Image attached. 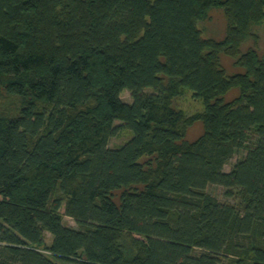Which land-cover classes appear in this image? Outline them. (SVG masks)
<instances>
[{"label": "trees", "instance_id": "trees-1", "mask_svg": "<svg viewBox=\"0 0 264 264\" xmlns=\"http://www.w3.org/2000/svg\"><path fill=\"white\" fill-rule=\"evenodd\" d=\"M212 8L219 41L198 26ZM256 26L264 0H0V264H264ZM116 121L132 134L110 148Z\"/></svg>", "mask_w": 264, "mask_h": 264}, {"label": "rangeland", "instance_id": "rangeland-1", "mask_svg": "<svg viewBox=\"0 0 264 264\" xmlns=\"http://www.w3.org/2000/svg\"><path fill=\"white\" fill-rule=\"evenodd\" d=\"M199 29L202 32V36L204 38H212L214 40H222L227 31V20L225 14L221 8H212L208 11L207 16L204 20L199 22ZM254 32L258 38V46L261 50L264 49V26H256L254 27ZM253 44V40H249L246 42L245 46H243V51L249 46ZM221 64L225 69L226 73L231 75L234 73L242 72V68L235 64V60L227 55L221 54ZM149 91V90H148ZM150 92V91H149ZM239 94L237 89H232L225 96V101H230L235 98ZM121 98L125 102H131L130 93L125 90L121 93ZM175 104L178 108L183 110L186 114L191 115L198 111L203 110V105L201 101L196 100L192 97V94L185 90V92L175 100ZM121 122L116 121L115 125H118L119 128L116 132L110 137L108 146L110 148L119 147L123 143L126 142L127 139L131 137V132L122 127ZM202 126L200 123H194L188 131L186 135V139L192 141L196 139L202 133ZM242 157H244V151L236 152L229 161L225 164L224 170L229 171L231 167ZM207 192L211 195L215 196L222 202L235 204L238 202V198L235 196H227L225 188L219 185H208ZM63 222L66 225H69L74 228H78L77 223L70 217L64 216ZM45 239L47 243L51 242V235L49 233H45Z\"/></svg>", "mask_w": 264, "mask_h": 264}]
</instances>
